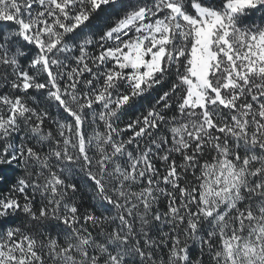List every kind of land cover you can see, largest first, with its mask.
I'll list each match as a JSON object with an SVG mask.
<instances>
[{
    "label": "snow or ice",
    "instance_id": "1",
    "mask_svg": "<svg viewBox=\"0 0 264 264\" xmlns=\"http://www.w3.org/2000/svg\"><path fill=\"white\" fill-rule=\"evenodd\" d=\"M0 264H264V0H0Z\"/></svg>",
    "mask_w": 264,
    "mask_h": 264
}]
</instances>
